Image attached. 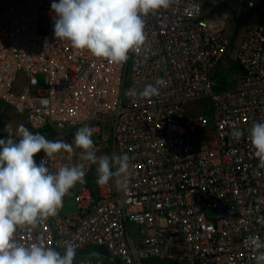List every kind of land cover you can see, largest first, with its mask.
Segmentation results:
<instances>
[{"label":"built area","instance_id":"1","mask_svg":"<svg viewBox=\"0 0 264 264\" xmlns=\"http://www.w3.org/2000/svg\"><path fill=\"white\" fill-rule=\"evenodd\" d=\"M52 2L0 0V101L24 112L32 131H50L53 141L73 145L52 158L38 154L37 163L44 157L53 172L83 165L86 175L69 192L76 213L20 230V242L39 238L63 251L64 241H72L74 264H139L150 257L171 264H255L244 242L249 235L264 240V168L248 130L264 122V23L242 27L237 83L213 91V73L231 38L221 16L205 14L208 0H174L144 17L145 44L124 64L57 40ZM157 78L166 82L159 96L127 94ZM201 98L209 102L212 130L185 107ZM84 125L96 129L97 156L129 155L135 167L126 187L115 177L97 184L96 165L74 145ZM233 129L243 132L240 139L231 138ZM92 172L95 185L87 179ZM210 210L214 218L207 217ZM129 224L140 228L137 235ZM88 247L102 251L83 254Z\"/></svg>","mask_w":264,"mask_h":264},{"label":"clouds","instance_id":"2","mask_svg":"<svg viewBox=\"0 0 264 264\" xmlns=\"http://www.w3.org/2000/svg\"><path fill=\"white\" fill-rule=\"evenodd\" d=\"M174 0H53L54 36L70 42L72 48L87 50L112 64H124L130 52L139 53L146 41L144 17L168 9ZM162 78L147 84L142 91L135 88L128 95L138 99L159 96ZM7 138H0V264H74L77 244L64 241L63 251L46 246L39 238L25 244L18 232L35 228L58 215L63 198L77 183L85 182L83 165L61 166L55 172L47 166L54 154L72 152L73 145L49 140L33 133L23 124L15 133L5 125ZM96 129L88 125L78 128L74 145L82 149L81 158L96 165L97 184L104 186L115 178L120 188L127 186L131 169L128 154L97 156L92 139ZM231 138L240 139L243 132L233 129ZM248 138L264 168V122L253 123ZM44 154L37 163L36 156ZM245 246L253 253L255 264H264V240L249 235Z\"/></svg>","mask_w":264,"mask_h":264},{"label":"rangeland","instance_id":"3","mask_svg":"<svg viewBox=\"0 0 264 264\" xmlns=\"http://www.w3.org/2000/svg\"><path fill=\"white\" fill-rule=\"evenodd\" d=\"M226 3L225 11L219 15L221 16L226 24L225 33L226 36L231 38V45L229 52L225 56L224 60L220 62L213 73L212 79V90L219 91L233 88L237 83V78L240 75V70L235 62V50L237 47V43L239 41V37L242 31V28L238 31H235V17L243 14L249 8L255 6L258 3V0H208L207 6L205 7V14L211 15V10L218 6L219 4ZM250 4H253L252 6ZM218 15V14H215ZM257 20L255 18L250 19L248 23H256ZM39 86H43V78L41 76L38 77ZM127 88V84L125 85V89ZM186 109L189 111V115H197L201 116L206 125V130H212L214 128V119L209 112V102L205 98H201L198 101L186 104ZM12 126V132L15 133L16 128L23 124L30 131H32L26 123L25 113L22 111L14 110L6 107L0 101V138H7L8 132L5 129V125ZM33 133H40L44 135L47 139L53 140V133L50 131H32ZM208 142H211V137L208 136L206 138ZM36 159V158H35ZM88 183L90 185H95L96 175L95 173H90L88 175ZM78 187H75L77 190ZM76 202L73 194H68L63 198V207L59 210L58 216L61 219L68 218L73 216L76 213ZM216 216V211L210 210L207 212L208 218H214ZM130 233L135 236L138 234L140 228L135 224H129ZM100 247H88L85 249L83 254L86 253H99L101 252ZM139 264H171L167 260L150 257L139 261Z\"/></svg>","mask_w":264,"mask_h":264},{"label":"trees","instance_id":"4","mask_svg":"<svg viewBox=\"0 0 264 264\" xmlns=\"http://www.w3.org/2000/svg\"><path fill=\"white\" fill-rule=\"evenodd\" d=\"M226 9V3L219 4L211 10V15H221ZM255 18L257 23H264V0H258L254 7L235 17V31L240 30L250 19Z\"/></svg>","mask_w":264,"mask_h":264},{"label":"crops","instance_id":"5","mask_svg":"<svg viewBox=\"0 0 264 264\" xmlns=\"http://www.w3.org/2000/svg\"><path fill=\"white\" fill-rule=\"evenodd\" d=\"M26 123H27V121H26ZM28 125V124H27Z\"/></svg>","mask_w":264,"mask_h":264}]
</instances>
